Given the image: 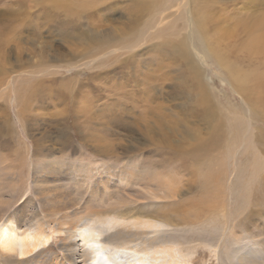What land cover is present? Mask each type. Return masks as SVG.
Segmentation results:
<instances>
[{
    "label": "bare ground",
    "instance_id": "1",
    "mask_svg": "<svg viewBox=\"0 0 264 264\" xmlns=\"http://www.w3.org/2000/svg\"><path fill=\"white\" fill-rule=\"evenodd\" d=\"M58 2H60L58 7H61L66 18H72L69 15L72 14V21L79 27L77 32L79 35L82 34L81 38L87 40L90 45V55H87L90 58L89 62L79 64L67 62L68 70L74 69L77 72L69 74L62 80L53 78L55 83L59 82L57 91L59 94L61 90H67L65 87L69 90V86L76 85L77 79H82L80 75L83 70L78 67L83 64L89 69L97 70L87 79H95L96 81L98 79L100 82L106 83L91 85L93 90H97L100 86L103 90L111 91L107 80H105V74L114 70L112 69L114 66L111 65L123 64L126 57L128 59L125 61L140 59V56L142 57L145 53L152 51L158 53L159 59L168 60L169 71L174 68L180 84L185 85V88L186 86L192 87L193 84L198 85L200 98L205 103V109L208 110L205 111L204 108H201L200 112L203 114L204 110L206 117L211 118L213 122L212 125H209L211 131L209 135L212 134V137L210 136L207 140L204 139L190 149L182 145H174L171 135H169L171 138H156L150 134L157 125H151L153 120L148 115L153 112L154 106L162 107L161 103L156 105L151 103H153L154 98H158L161 94L165 95L163 90L157 88L159 85L154 86L152 84L151 76H144L150 86L147 85V88L138 90L144 96L141 101L134 95L135 93L137 95L136 90L133 93L131 89L121 91V88L116 87L114 93L108 92L116 100L120 97L117 101L122 102V104H126V102L139 104L142 109L135 119L129 120L127 109H122L120 106V109L116 111H108L110 113L106 112L104 107L98 111L95 109V111L96 114H100L99 119L103 122L100 121V125L106 124L112 128H108V130H116L115 127L124 130L123 135L127 137L128 141V144L123 145L126 152L141 151L150 146L149 149L161 157L154 160L155 163H152L154 167L161 168L168 161V170L180 166L184 170L190 169L189 171L195 172L197 174L196 185L201 197L200 199L199 197L194 199H191L190 196L189 198L185 197L184 199L189 201L186 203L187 208L186 210L180 209L179 205L167 199L176 195L181 196L179 191L182 185L178 186L177 192L171 176L164 178L165 176L158 172L151 174L150 170L136 167V165L139 166L137 162L134 165V162L128 161L130 164L126 167L123 166L114 170L109 169V165L103 166L101 170L98 169L97 173L76 168L78 175L80 176L81 173L83 175L77 178V185L78 183L81 186L85 185L86 180L83 179L88 176L90 177L88 179H95V188L92 187L89 192L91 195L110 194L112 203L110 202L109 211L113 210L114 212L108 213L109 211H106L107 214H105L100 210L93 209L95 205L92 203V199L80 206L79 200L81 199H78V196L75 198L69 192L66 195L65 189L67 187L60 181L62 177L60 178L58 174L62 166H59L56 158L47 159L41 165H33L34 183L40 195L39 203L30 199L27 201L28 204H31L28 209L23 206L20 212H14L15 214L9 216L6 221L4 220V223H0V258H8L7 255L16 252L20 256H17L19 264L23 262L27 264L28 257L32 255L37 257L35 261L30 260L31 262L28 264H193L200 254L205 253V250H201L197 255L198 246L191 247L189 245L193 241H200L204 245L203 248L206 247L213 257H216L217 264H264V239L259 237L260 228L257 226L258 232H252L251 229L253 221L262 215L264 216L262 211L264 210V175H261L264 170V144H262L264 143V124L257 125V121H261L258 118L260 114L255 109L257 98L253 95L250 97L247 92H244L245 84H249L251 78L259 77V75L252 68L250 70L239 66L237 62L235 63L227 57L230 52L226 54L228 50L226 40L232 37L235 29H229L228 26H216L218 29L215 28V31L218 34L214 36L210 28L206 26L205 22L212 13V11L206 10L214 2L211 4H203L202 2L198 4L199 0H192V4H188V0H61ZM100 4L107 5H104V9L108 10L110 14L116 10H123L120 12V18L115 20L118 23H113L115 25L112 27L108 25L109 28L101 29L105 26V22L101 20L99 24L98 20L96 21L94 18L93 21L90 18L89 21L94 26L90 29H84L82 24L86 13L103 8ZM121 4L123 6L119 9ZM181 7L183 9L178 13ZM215 15L220 18L216 13ZM256 17L258 19L255 20ZM220 19L222 20V18ZM241 19L238 20L240 23L242 22ZM243 27L250 34L246 47L249 46L251 50L252 43L264 47L263 12L253 16L249 22L244 23ZM261 50L263 51L264 48ZM196 52H199L202 57L207 56L218 60V64L225 70V73L228 72L226 77L229 78V83L234 86L240 97H243L244 105L237 104L231 97L228 107L226 106V112L224 103L213 100L212 91L204 84L206 71L204 72V67L200 65L196 57L199 55ZM51 58L57 61L56 58ZM148 61L153 62L151 58ZM163 63H165L164 60H161L160 65ZM43 64L46 66H36L34 70L30 71L40 73L44 70L43 68H61L66 65L50 63L49 59H46ZM106 65H110L109 70L104 67ZM0 71V87L11 84L13 78L9 72H6L7 69ZM140 72L138 68L127 75H130L129 77H132L133 83L136 84L139 81L138 77L141 76L139 75ZM172 75L169 78L173 79ZM125 77L127 79L125 75L120 83L131 85V80L130 83L128 80L126 82ZM87 79L83 80V84ZM27 80L30 87L29 99L34 104V100L40 98L39 92L46 93L42 88L45 81L35 80L33 75H30ZM36 83L37 86H35ZM250 84L254 85V83ZM111 85L115 84L112 83ZM96 86L97 88H95ZM134 86L132 85V87ZM152 88H156L157 92L153 91ZM13 91H15V94H12L13 102H15L16 98H21L22 93L20 91L22 90L16 91L13 87ZM17 92L20 93L18 97ZM99 92H101L100 89L96 94ZM170 95L180 96V93L178 90L171 89L169 97ZM20 100L17 99V101ZM23 100L25 102V99ZM25 103L24 109L19 110L17 115L24 116L27 107L33 105L31 102ZM218 105L219 107H217ZM220 109L225 111V115H220ZM103 111L105 112L102 113ZM89 116L91 118V113ZM92 117L95 118L93 113ZM141 118H144L145 123L139 122ZM262 121L264 122V120ZM138 124L141 126L148 125V129L142 131L138 127L139 131H137L135 125ZM150 137L152 138L150 139ZM19 140H21L20 137ZM69 146L71 145L68 140L65 145H62V148ZM44 148L47 150L39 143L36 152L40 155ZM49 148L54 147L50 146ZM49 151L44 155H53V150ZM132 158L131 155L129 159L132 160ZM10 164L11 162L7 160V167ZM75 167L73 168L75 169ZM163 168L165 167L163 166ZM214 169H217L216 173L213 172ZM9 172L11 171L9 170ZM2 176L4 177V175ZM249 180L252 181V184L250 186L245 185L244 182ZM101 182L107 187L109 185L111 189L104 187V191H100ZM226 182L229 183L228 189L223 186V183ZM255 182L257 183L255 190L261 192L259 197L253 196ZM111 183L123 186V188L130 185V189L134 191L135 195L145 197L144 204L137 206V201H134L135 197L127 196L121 192L115 194L113 187L116 186ZM79 188L81 189V187ZM172 190H176L175 195L172 194ZM125 191L127 190L125 189ZM221 191L224 192L223 198H221ZM225 196L228 197L226 204L224 203ZM227 200H230L231 205ZM254 206L257 209L252 208ZM146 207H150V210ZM101 210L103 209L101 208ZM239 231L242 234H237Z\"/></svg>",
    "mask_w": 264,
    "mask_h": 264
},
{
    "label": "rangeland",
    "instance_id": "2",
    "mask_svg": "<svg viewBox=\"0 0 264 264\" xmlns=\"http://www.w3.org/2000/svg\"><path fill=\"white\" fill-rule=\"evenodd\" d=\"M58 1L61 0H0V70L7 69L6 72H9L11 74V78H13L11 84H6L0 87V167L2 165V167H6L0 168V201H3L2 203L0 202V223H4L12 214L20 212L23 206L28 209L31 204H28L27 201H29L30 199L31 201H36L37 203H39L40 195L37 192V188L34 183L35 178L33 165H41L43 162L47 161V159L50 160L52 158H56L55 160L58 161L59 166H62L58 174L60 175V178L62 177L60 181H62L67 187L65 189V194L67 195V193L69 192L75 198L78 196V199H81L79 200L80 206L84 205L87 200L92 199V203L95 205L93 209L100 210L103 213L107 214L111 206L112 199H110L111 197H109V193H104L103 195L102 193L98 195H91V193L89 192L91 191L92 187L95 188V179H88L90 178L88 176L83 179L86 180V183L88 184L85 183V185L81 186L78 183L77 185V178L83 175H81V173L79 176L76 168L84 169L87 172L93 171L97 173L98 169L101 170L103 166L107 167L109 165V169L111 168L114 170L119 169V167H126L128 164H130V162L128 161H132L134 162V165L137 162L139 166L136 165V167H138L139 169L145 168V170H150L151 174L152 172L155 174L158 172L163 174L165 176L164 178H167V176H171L173 179L172 183L174 184L175 189L177 188V192L179 189L178 186L182 185L179 191V193L181 192L182 195L179 197L176 195V198L172 197L167 200L175 202L177 205H179L180 209L186 210V203H189V201L187 202L184 199L185 197L189 198L190 196L191 199L197 197H199L200 199L201 197V194L198 192V188L196 185L197 174L192 170L189 171L190 169L184 170L180 166L179 168H169L168 170V161H166V163L163 165L165 168H163V166L161 168L154 167L152 165V163H155L154 160H158V158L160 159L161 157L160 155L152 152L149 149L150 146L143 148V150L141 151L136 150V152H126L123 148V145L128 144V141L127 137L123 135L124 130L122 131V129L119 127H115L116 130H108V128H110L108 125H100V114H96L95 109H97L98 111L100 108L104 107V110L108 112L111 110L116 111L117 109H120V107L122 109L126 108L128 111L127 118L129 120L135 119L136 116H139L138 114H140L142 107H140V105L136 102H126V104L129 105L122 104V102L117 101L120 97L116 100L115 98L111 97L108 92L114 93V89L116 87L121 88V91H129L128 89H131L133 93L137 91V95L136 93L134 95L137 98H140L139 100L141 101V98H144V96H142L138 90H140L141 88H147V85L150 86V84L146 82L144 76H151L150 78L152 84L154 86L159 85V87L157 88L159 90H163L165 92V95L161 94L160 96H158V98H154L153 103H151L154 105L161 103L162 107L157 108L156 106H154L155 109L148 115L153 120L151 125H157L153 128V131L150 134L154 135L156 138L172 137L174 145H182L190 149L193 146L197 145L199 142L201 143V141H203L204 139L207 140L212 135H209V133H211L209 125H212L213 122L211 121V118L206 117V114L204 113L208 110L205 109V103H203L200 98L198 90L199 88H197L198 85L193 84L192 87L186 86L185 88V85L180 84V81L177 77V72L174 70V68H171L173 72L169 71L170 67L167 65L168 60L159 59L157 56L158 53L152 51L145 53V55H142V57L140 56V59H129L128 61H125L128 59L126 57L123 64L121 63L122 66L120 63L111 65L114 66V68H112L114 70H110L108 71L109 73L105 74V80H107L108 87L111 89V91H108V89L103 90V88L100 86L97 90H93V87L91 85H103L106 83H102L98 79L97 81L95 79H87L89 78V76L95 74L97 70L89 69L85 66V64H83L78 67L83 70L80 75L82 79H77V81H75L76 85L69 86V90L67 87H65V89L67 90H61L59 94L57 92L59 89V82L55 83L53 78L62 80L69 74H74L75 71L77 72V70L74 69L68 70L67 64L70 62H76L77 64L82 62H89L90 58L87 55H90V45L87 43V40L81 38L82 34L79 35V33L77 32L79 31V27L75 24L74 21H72V14H69L72 18H66L62 13L61 7H58V5L60 6V4H58L60 2ZM200 2H202L203 4H211L212 2H214V4H211V7L206 10L212 11V13L210 17L207 18L208 20H206L205 22L206 26L210 28L214 36L218 34V32L215 31V28H217L216 26H228L229 29L233 28L236 30L232 34V37L226 40V46L228 48L226 54L230 52L227 55L229 60L234 61L235 63L237 62V65L243 66L244 68H248L250 70L253 69L259 75V77L251 78L249 84H245L244 92H247L250 97L251 95H253L257 98L255 109L259 112L260 115L258 116V118L261 120L257 121V125H263L264 50L262 51L261 48L264 47L263 45L255 43H252L253 47L251 48V50L249 46L246 47L247 40L250 34L246 30V28L243 27V25L245 22H249V20L253 16H257L258 13H264V0H260V2L259 0H199L198 4ZM188 4H192V0H188ZM104 5H101V7H103L101 9L86 13L84 23L82 24V27L84 29H90L92 26H94V24L89 21L90 18H92L93 21L95 18L96 21L98 20L99 24L101 20L104 21L105 26L101 29L106 28L108 25L109 27H112V25L118 23H116L115 20L117 18H120V12L123 10H116L113 14H110L108 10L104 9V7L107 5ZM121 6L123 5H119V9H121ZM123 9L126 11L125 8ZM182 9L183 7H181V9L179 8L178 13L181 12ZM215 13L218 17L222 18V20L220 18H217ZM96 17L98 18L96 19ZM239 18H242L241 23L238 21ZM123 19L126 20L125 18ZM256 19H258V17H256L255 20ZM109 20L110 22H107ZM226 23L229 25H223ZM228 46L230 47V49ZM196 53L197 55H199L196 57L200 65L204 67V72L206 71L204 84L208 86L210 91H212L211 93L213 95V100L216 102L218 101L224 103L226 112L231 97L234 98V101L237 102V104L244 105L243 97H240V94L237 93V91L234 89V86L229 83V78L226 77L228 76V72H226L227 74L225 73V70L218 64V60L207 56V58L205 56L202 57L199 52ZM51 57L56 58L57 61L52 60ZM147 58L148 60L149 58H151L153 62L150 63ZM46 59H49L50 63H62L66 65L65 67L61 68H43L44 70H42L40 73L36 71L32 73L30 71L32 69L34 70L36 66H46L43 64ZM144 59H146L147 62ZM161 60H164L165 63L160 65ZM147 64L148 67H146ZM164 66L166 67L164 68ZM104 67L109 70L110 65H106ZM138 68L141 71L139 73V75L141 76L138 77L139 81L135 84V82L133 83L132 81V77H129L130 75L128 76L127 74H130V72L133 73ZM133 69L135 70L133 71ZM30 75H33L35 80L45 81V84L42 86V88L47 93L46 94L41 90V92L38 91L41 95L40 98L34 100V104L29 99L30 87L28 86L29 82L27 78L30 77ZM125 75L127 76V79L125 77L124 80L126 82L129 81V83L131 80V85L120 83V81L122 82ZM170 75H172L174 78H169ZM83 78L87 79V81L85 80V84H83ZM112 83H114L115 85H111ZM118 83L121 85H119ZM250 83H254V85ZM132 85L135 86L132 87ZM35 86H37V83L35 84ZM79 86L81 87V89ZM13 87H15L16 91L18 89L22 90L20 91L22 93L21 98H16L15 102H13L14 99L12 96L13 93L15 94V91H13ZM95 88H97V86ZM99 89L101 90V92H99V94H96ZM171 89L178 90L180 96L170 95L169 97V92ZM181 89L183 90L180 91ZM153 91L157 92V89L155 88ZM17 93L18 97L20 93ZM90 94L92 97L90 96ZM215 94L216 96H214ZM17 99L21 100L17 101ZM23 99H25V102H31L33 105L27 107L25 111L26 114H24V116H19L16 113L19 110L24 109V106L26 104ZM197 105L200 107H198ZM217 107H219V105ZM201 108H204L205 110H203V114L200 112ZM220 110V115H225V111L223 109ZM105 111H103L102 113H104ZM89 113H91V118L89 116ZM92 113L95 115V118L92 117ZM159 118L161 119L159 120ZM141 119L139 122L145 123L144 118ZM147 126L148 125L141 126L138 124L135 125V128L137 129V131H139V128L140 130L145 131L146 129H148ZM14 134L16 135V137ZM169 135H171V137H169ZM19 137L21 140H19ZM51 138H53L54 140ZM151 138L152 137H150V139ZM68 140L70 141L71 146L62 148V145H65ZM39 143L43 147L47 148V150L44 148L42 154L40 155L36 152V147ZM50 146L54 148L50 149ZM49 150H53V155H44L47 154V151L50 152ZM131 155L133 157L132 160L129 159ZM6 159L11 162V166H8L9 168L7 167ZM1 162L4 163L1 164ZM144 162H146L148 165ZM97 166L98 168H96ZM73 167H75V169ZM9 170L11 172H9ZM4 171H6V173H4ZM216 171L217 169L213 170V172L215 173ZM5 174L7 175V177ZM68 174L74 176H68ZM2 175H4V177ZM261 175H264V170L261 172ZM198 176L200 177V175ZM96 179L99 178L96 177ZM244 183L245 185L250 186L252 184V181L249 180ZM111 184L116 186L113 187V190H115V194L121 192L122 194H125L127 196L133 198L135 197L134 201L138 202H136L137 206L139 204H144V201L146 200L145 197H141V195H135V193H133L134 191L130 189V185L123 188V186H117L115 183ZM223 184V186L228 189L227 185H229V183L226 182ZM79 187H81V189ZM104 187H106V189H111L109 185L107 187L106 184H103V182H101V186H99V188L101 189L100 191H104ZM253 187V196L259 197L261 192L255 190V187H257L256 182ZM125 189L127 191H125ZM172 191V194L175 195L176 190ZM220 193L221 198H223L224 192L221 191ZM181 197L183 198L181 199ZM224 198V203L226 204V198L228 197L225 196ZM227 201L231 205L230 200ZM26 204H28V206H26ZM101 208L103 210H101ZM146 208L150 210V207ZM252 208L257 209L256 206ZM262 211L264 212V210ZM111 212L113 213L114 211L111 210L108 213ZM257 226H259L261 231L259 232V237L264 239L263 215L253 221V226L251 228L253 230L252 232H258ZM237 234L240 235L242 233L241 231H239ZM198 242L200 241H193L189 246H198L196 249L197 255L201 250H205V253L200 254L193 264H217L218 260L216 259V257H213L211 252L206 247L203 248V243ZM17 256L18 255L16 254V252H12L11 254H9V256L7 255L8 258H0V264H19ZM36 257L37 256L35 255L29 256L27 259V264L31 262L30 260L35 261ZM25 263L26 262H23L22 264Z\"/></svg>",
    "mask_w": 264,
    "mask_h": 264
}]
</instances>
